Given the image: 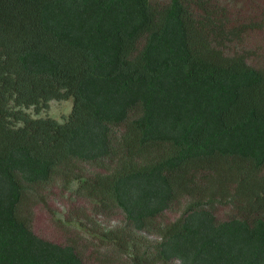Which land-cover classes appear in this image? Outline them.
Instances as JSON below:
<instances>
[{"label":"trees","instance_id":"trees-1","mask_svg":"<svg viewBox=\"0 0 264 264\" xmlns=\"http://www.w3.org/2000/svg\"><path fill=\"white\" fill-rule=\"evenodd\" d=\"M227 11L0 0V264H90L85 238L33 231L43 193L74 182L97 214H123L91 227L110 248L97 264H264V49L246 40L264 20ZM70 98L63 122L27 112Z\"/></svg>","mask_w":264,"mask_h":264},{"label":"rangeland","instance_id":"rangeland-1","mask_svg":"<svg viewBox=\"0 0 264 264\" xmlns=\"http://www.w3.org/2000/svg\"><path fill=\"white\" fill-rule=\"evenodd\" d=\"M165 1V0H164ZM226 8V17L232 20V24L241 26L249 24L253 18L258 22L264 20V0H210ZM246 40L255 49H264V32L255 31L246 35ZM264 51L262 50L260 54ZM73 99L53 100L49 103V108L37 112L35 108L27 110L33 118H53L63 122L72 112ZM78 182L72 183L71 191H66L61 187H52L43 193V199L33 208V231L44 240L53 243L65 244L70 237H83L91 242L85 260L90 264H97L96 251H108V246L103 244L100 235L92 234L90 229L96 226L101 230H114L123 221V214L120 210L107 211L106 215L97 214L94 203L79 198L74 194ZM229 206H221L217 209L218 217L225 219L233 212ZM180 212H168L164 216L165 222H170L177 218ZM92 223L94 225H92ZM95 228V230H96ZM152 240L151 237H148ZM95 254V256H93Z\"/></svg>","mask_w":264,"mask_h":264}]
</instances>
